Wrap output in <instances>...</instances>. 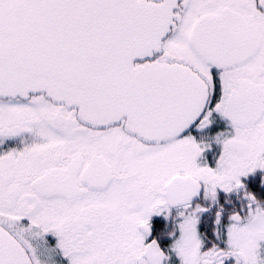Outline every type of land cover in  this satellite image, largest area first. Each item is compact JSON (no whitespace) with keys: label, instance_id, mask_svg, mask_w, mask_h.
Returning a JSON list of instances; mask_svg holds the SVG:
<instances>
[{"label":"snow or ice","instance_id":"1","mask_svg":"<svg viewBox=\"0 0 264 264\" xmlns=\"http://www.w3.org/2000/svg\"><path fill=\"white\" fill-rule=\"evenodd\" d=\"M0 264H264V0H0Z\"/></svg>","mask_w":264,"mask_h":264}]
</instances>
